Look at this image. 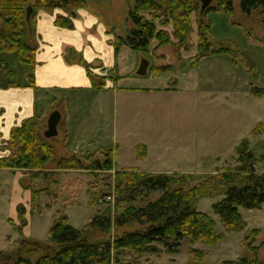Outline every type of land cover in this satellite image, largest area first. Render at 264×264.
Here are the masks:
<instances>
[{
    "label": "rangeland",
    "instance_id": "1",
    "mask_svg": "<svg viewBox=\"0 0 264 264\" xmlns=\"http://www.w3.org/2000/svg\"><path fill=\"white\" fill-rule=\"evenodd\" d=\"M197 1L199 7L191 15L192 31L188 39L181 44V40L175 38L172 17L158 15L155 23L159 30L167 33L171 44L159 49L155 41L146 54L135 52L147 60L148 74L144 77L138 75L140 59L135 70L124 75H128V79L152 77L155 81L151 85H164L169 79V90L178 89L179 92L159 96L130 95L127 92L118 97L95 92L84 95L78 117L86 114L90 117V125L83 132L77 127L73 131L71 149L85 147L75 153L66 148L67 136L63 127L65 104H54L52 113L59 111L62 115L58 136L47 139V120L37 122L41 137L54 150V160L44 167L47 176L43 178L41 173L32 170L0 169V253L10 256L16 254L20 247H47L49 230L56 214H65L69 224L82 231L92 219L107 209L113 210V205L109 204L112 199L101 197L114 194V189L107 190V187H114V179L110 177L117 172L137 169L150 174H187L193 177L192 186H195L204 175L235 168L236 148L248 139L261 160V166L256 170L264 173V97L251 95L254 88L264 89L262 10L247 15L242 11V0H231L234 10L227 14L220 8L219 1L213 0L209 9L203 12L202 0ZM135 4L136 0H88L84 10L100 18L114 43L117 38H125L135 30L130 19ZM52 12L66 16L62 11ZM143 15L152 20L149 13ZM208 26L212 33V39L208 38V41L213 45L233 44L255 66L257 77L250 74L247 59L244 61L243 55L236 52L235 56H239L236 62L228 56H215L197 66L193 63L198 56L200 30L206 34ZM35 43L36 37L31 33L28 45L37 50ZM0 60H5L17 73L19 83L27 80V69L18 62L15 54L0 53ZM126 64L128 69L130 56L126 58ZM96 65L99 71H103V65L99 62ZM158 68L171 70L157 75L154 70ZM98 75L102 77L101 73ZM68 98L70 103H74L77 96ZM71 110L77 115L76 103ZM260 124L263 127L259 134L253 135V130ZM9 140L10 137L8 140L0 138V160L11 155ZM139 146L146 147V155L142 159L137 153ZM108 151L114 155V171L90 170L95 162H105L104 152ZM74 158L86 170L73 167L58 170L62 160L72 161ZM17 185L25 195L29 193L30 199L19 202L16 207L22 198L15 193ZM160 196L154 194L149 200L155 201ZM222 200V197L201 199L198 210L214 220L217 235H225V240L212 247L184 241L176 255L126 252L114 264H192L193 249L207 253L204 264H222L251 256L247 250L250 246L260 248L259 258L264 262V206L258 210H241L246 222L244 231L227 235L219 217L213 213V206ZM36 258L38 256L34 260ZM0 264H11V261L2 259Z\"/></svg>",
    "mask_w": 264,
    "mask_h": 264
},
{
    "label": "trees",
    "instance_id": "2",
    "mask_svg": "<svg viewBox=\"0 0 264 264\" xmlns=\"http://www.w3.org/2000/svg\"><path fill=\"white\" fill-rule=\"evenodd\" d=\"M218 1L225 13H233L231 0ZM87 3L88 0H0V53L15 54L18 62L26 67V86L36 88V50L28 45V38L31 33L36 35L39 12L66 13V16L56 18L55 25L61 29L73 30L77 12L86 9ZM198 7L197 0H136L135 8L130 12L135 30L129 36L119 37L114 41L116 60L123 48L146 54L155 41L159 49L171 44L167 33L159 30L155 23L160 14L172 17L175 38L180 39L183 44L192 31L191 15ZM241 8L247 15L262 10L264 20V0H242ZM30 9L32 13L28 18ZM144 13H149L152 20H148ZM207 33L200 30L198 56L193 60L196 66L215 56H228L236 62L243 55L244 61L247 59L250 74L257 77L255 66L244 53L231 43H226L225 46L221 43L213 45L208 41L212 39L210 26ZM234 52L239 56H235ZM80 63L87 69L92 90L96 92L106 90L108 81L117 84L128 79V75L119 74L117 65L111 73L101 77L92 71L93 65L82 59ZM170 70L158 68L154 73L160 75ZM20 86L17 73L10 69L5 60H0V90ZM251 95L256 98L264 97V89L254 88ZM38 121L39 118L27 120L11 132L8 144L11 155L0 160V169L32 170L41 173L43 178L47 176L44 167L54 160V150L41 137ZM261 127L263 124L254 129L252 134H259ZM137 153L141 159L144 158L146 147L139 146ZM104 154L105 162H95L90 170L108 173L114 171L113 152ZM236 156L235 168L223 169L215 175H204L195 186H192L193 177L187 174H150L137 169L117 172L114 177H110L111 180L114 179V187H107V190L114 189V194L101 197L104 200L112 199L109 204L113 205V210L107 209L92 219L82 231L72 227L65 214H56V220L49 230L47 247H20L16 254L10 256H6L5 252L0 253V260L9 258L11 264H114L126 252L138 255H176L184 241L191 245L212 247L225 240V235H217L214 220L199 212L198 203L201 199L223 198L213 206V213L219 217L227 235L244 231L246 222L241 210H258L264 206V173L256 170L261 166L257 149L245 139L236 148ZM71 167L86 170L75 158L72 161L62 160L58 164V170ZM154 194L161 196L150 201ZM121 231L124 232L119 234ZM101 235L105 238L100 237ZM247 250L251 256L222 264H264L259 258V247L250 246ZM191 253L192 264H204L207 253L195 249Z\"/></svg>",
    "mask_w": 264,
    "mask_h": 264
},
{
    "label": "crops",
    "instance_id": "3",
    "mask_svg": "<svg viewBox=\"0 0 264 264\" xmlns=\"http://www.w3.org/2000/svg\"><path fill=\"white\" fill-rule=\"evenodd\" d=\"M59 15V13L53 12H39L37 16L36 88L26 86V80L20 83V87L0 90L1 139L8 140L11 132L27 120L39 118V120L48 121L54 104L63 102L65 104V109L63 108V124L65 125L63 127L67 136L66 148L75 153L85 147L71 149L73 131L77 127V130L83 132L90 125V117H87L86 114L78 117L84 95L88 96L95 92L118 97L127 92L130 95L149 96L153 94L159 96L180 91L178 89L169 90V79H166L164 85H151L150 83L155 79L149 76L146 78L131 77L128 81L123 80L117 84L108 81L106 90L101 92L92 90L87 69L80 63L81 59L85 63L93 65L92 71L95 74L98 70V74L108 75L117 65L119 74L124 76L125 73L128 74V71L132 73L135 70L142 57L135 52L132 53L128 48H123L116 60L113 38L108 36V32L96 14L87 10L80 11L74 21L73 30L61 29L55 25V20ZM129 56L131 65L127 69L126 58ZM97 62L104 66L103 71H99ZM125 83L130 85L125 86ZM71 95L77 96V99L73 100L78 106L77 115L71 112V106H74V103L69 102L68 97ZM17 186L15 193H19L22 198L18 200L16 207L19 202L30 199L29 193L27 192L25 195L20 186ZM23 195L25 196L23 197Z\"/></svg>",
    "mask_w": 264,
    "mask_h": 264
},
{
    "label": "water",
    "instance_id": "4",
    "mask_svg": "<svg viewBox=\"0 0 264 264\" xmlns=\"http://www.w3.org/2000/svg\"><path fill=\"white\" fill-rule=\"evenodd\" d=\"M202 11H205L208 9L213 2V0H202ZM32 9L29 10L28 12V18L31 16ZM148 69H149V64L147 60H142L141 65L138 70V75L141 77H144L148 74ZM61 113L59 111L53 112L48 121H47V131L45 133V137L47 139H53L58 136V127L61 122Z\"/></svg>",
    "mask_w": 264,
    "mask_h": 264
}]
</instances>
